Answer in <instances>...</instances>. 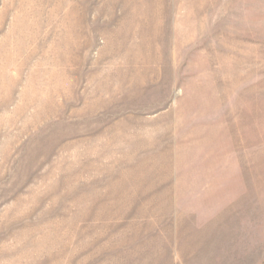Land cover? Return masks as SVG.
I'll return each instance as SVG.
<instances>
[{
    "label": "rangeland",
    "instance_id": "374dc122",
    "mask_svg": "<svg viewBox=\"0 0 264 264\" xmlns=\"http://www.w3.org/2000/svg\"><path fill=\"white\" fill-rule=\"evenodd\" d=\"M179 170L231 172L264 252V0H0V264H175Z\"/></svg>",
    "mask_w": 264,
    "mask_h": 264
},
{
    "label": "crops",
    "instance_id": "0c3cea01",
    "mask_svg": "<svg viewBox=\"0 0 264 264\" xmlns=\"http://www.w3.org/2000/svg\"><path fill=\"white\" fill-rule=\"evenodd\" d=\"M175 174L172 185L152 188L146 199L147 236L162 256L170 253L175 264H262L258 240H248V247L241 240L248 214L242 207L255 204L244 197L248 189L234 188L228 171Z\"/></svg>",
    "mask_w": 264,
    "mask_h": 264
}]
</instances>
